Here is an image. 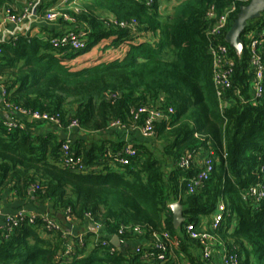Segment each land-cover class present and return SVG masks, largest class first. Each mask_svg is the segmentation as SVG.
<instances>
[{
	"label": "trees",
	"instance_id": "16d2710c",
	"mask_svg": "<svg viewBox=\"0 0 264 264\" xmlns=\"http://www.w3.org/2000/svg\"><path fill=\"white\" fill-rule=\"evenodd\" d=\"M34 1L0 0V11L17 16ZM168 1L176 4L163 17ZM248 1H40L37 14L53 10L62 30L17 34L0 44L2 108L56 116L62 128L76 121L86 139L40 136L0 116V192L8 189L16 201L33 197L45 208L1 221L0 264H264V15L241 35L240 57L224 43ZM231 7L226 28L209 35ZM250 35L263 66L257 99ZM64 36L83 46L59 43ZM220 43L232 65L229 86L218 94L210 48ZM96 47L100 54L78 61ZM142 109L167 117L152 122L151 138L132 147L121 138H93L113 122L121 131H140L148 117ZM68 158L79 160L84 172L65 165ZM206 159L211 172L194 186ZM176 202L184 217L179 228L168 210ZM220 204L224 219L211 230L202 219ZM67 212L70 223L89 219L99 232H86L82 243L71 239L63 227ZM44 218L56 226L46 228ZM202 235L209 239L202 242ZM114 236L122 244L144 242L121 252L109 242Z\"/></svg>",
	"mask_w": 264,
	"mask_h": 264
},
{
	"label": "built area",
	"instance_id": "2783aa9c",
	"mask_svg": "<svg viewBox=\"0 0 264 264\" xmlns=\"http://www.w3.org/2000/svg\"><path fill=\"white\" fill-rule=\"evenodd\" d=\"M40 0H36L32 2L31 4L28 5L24 9V11L17 15V16H6V21L8 23H11L15 26V31L10 34V36L6 37H1L0 38V44L5 42L8 38L14 37L17 34H29L31 33V24L37 22V21H44L48 23H53L56 21L57 15L54 13L53 10L48 9L45 11V14L43 17H40L38 14H36V10L39 7ZM234 12V8L231 7L230 9L226 10L223 15H221L218 20L216 21L215 25L210 29L209 35L211 36H218L221 34L222 30L226 28L227 23L229 22V17L230 15ZM211 17V15H209ZM120 27H126L125 25L121 24ZM264 34V29L261 31L260 35ZM69 36H64L61 39H58L59 43H67L69 41V44L73 49H79L83 46L81 40H77L74 37H71L68 39ZM68 40V41H67ZM258 45L257 40L255 39L254 36L249 37V43H248V48L250 52V66L254 70V98L257 99L261 96L262 93V78H263V66L261 63V60L259 56L256 53V47ZM210 54L213 57V66L215 69V74H214V84L216 87V90L218 94H220L225 88H228L229 86V75H230V67L232 65V61L229 58V48L224 45V44H217L216 46H213L210 48ZM0 94L2 98L5 97V89L0 85ZM4 108H8V106H4ZM10 112H16L19 113L22 116H25L27 118H30L34 122H40V123H45L48 125L53 126L57 130H66V129H72L76 128L78 129V123L76 121H72L67 127L62 128L60 122L58 121V118L56 116H48L46 114H40V113H29L26 112L22 109H17V108H11ZM142 112H148V117L145 120L144 126L140 129V133L142 137L144 138H151L152 137V132H151V124L155 119H166L167 117H164L161 115L159 112L156 111H147V109H142ZM9 126H19L22 127L21 125L13 122V123H8ZM122 129V126L118 122H113L109 125V129ZM61 151L63 152V155L66 156L67 158V153H68V145L63 144L61 146ZM125 153L128 155H131L133 152L130 149H126ZM122 164H126L125 160H122ZM65 165L71 167L73 170H78L80 172H84V167L83 165L79 162L77 159H72L68 158L65 160ZM204 170L198 174L195 180H193V185L197 186L201 181L205 180L207 177V174L211 172V164L209 159H206L203 163ZM253 194H256V191L253 190ZM23 212H20L16 214V216H22ZM226 210L223 205H218L216 211L212 214L211 217V226L210 229L214 230L218 227L220 222L224 219ZM66 217L64 218L66 222L70 223V216L68 212L65 215ZM22 219V218H21ZM4 223H9L12 221V219H9L8 216L3 218ZM34 220V216H30L29 222H32ZM89 220V219H87ZM45 226L46 228H54L56 226L55 223L52 221L44 218ZM12 223V222H11ZM13 223H16L13 221ZM95 232L98 233L100 228L98 225L93 224ZM190 230V228H189ZM123 231V228H120L118 231V235H120ZM134 233H138L137 229L134 230ZM193 237H196L195 235H192ZM166 237V235H164ZM201 241L206 242L209 238L206 235L201 236ZM79 243H82V236L78 238ZM104 244V243H103ZM158 250H164L162 244H158L157 246ZM71 248L67 249V253H70ZM208 252H204L203 257H207ZM226 263V261H223Z\"/></svg>",
	"mask_w": 264,
	"mask_h": 264
},
{
	"label": "crops",
	"instance_id": "0c3cea01",
	"mask_svg": "<svg viewBox=\"0 0 264 264\" xmlns=\"http://www.w3.org/2000/svg\"><path fill=\"white\" fill-rule=\"evenodd\" d=\"M31 28H32L31 34L33 35H45L47 31L50 33L51 32L57 33L62 30V26L59 25L57 22L48 23L44 21H37L34 24L32 23ZM257 29L258 27H256L255 24H252L251 31H250L251 34H254L257 31ZM14 31H15V26L11 23H8L6 21L5 12L3 10L0 11V38L10 36V34L13 33ZM104 44H105V41L102 42L98 47L101 48ZM100 48L96 47L92 52L78 59V61L88 59L90 57L95 56L96 54H100L101 53ZM103 54H106V51ZM2 103H3V98L0 94V116L4 118L6 123L15 122L21 125L22 127L26 128L31 133L38 134L40 136H45L49 133H53V134H56L60 140H65L68 142H74L75 140L79 138H81L82 140L86 139V137L83 135L84 133H82L80 130L76 128L66 129V130H57L51 125L44 124V123H41V124L36 123L32 121L30 118L22 116L19 113L10 112V111L7 112L2 108ZM96 136L101 137V138H108V139L121 138L130 147H132V145H134L137 141L144 139V137H142L139 131L124 132L119 129H109L108 132H106L105 134L103 133H100L98 135L95 134L93 138H96ZM42 211H45V208L41 206L38 207L34 203L33 197H29L28 199L24 201H16V200H12L9 197L8 189H5L0 192V223L3 220V218L6 216H13L20 212L36 214ZM211 217L212 215L210 216V218L202 219V223L204 226L207 225L209 221H211ZM63 224H64L63 227H64L65 233L71 239L72 238L78 239L80 236H84L86 232L96 233L93 224L87 220L82 225H76V224L68 223L66 221H64ZM111 239L109 240V242H111ZM143 242L144 241L141 240V241L126 242L122 244L119 240V243L117 246H113V245L111 246L123 252L127 249H134Z\"/></svg>",
	"mask_w": 264,
	"mask_h": 264
},
{
	"label": "water",
	"instance_id": "95a60500",
	"mask_svg": "<svg viewBox=\"0 0 264 264\" xmlns=\"http://www.w3.org/2000/svg\"><path fill=\"white\" fill-rule=\"evenodd\" d=\"M263 15L264 0H249L246 5L238 9L224 38V43L233 51L235 56L240 57L242 55L244 43L241 35L248 26V23L261 19ZM168 210L171 212L174 228H179L184 223L182 206L176 202L169 205ZM110 243L113 246H117L119 238L114 236Z\"/></svg>",
	"mask_w": 264,
	"mask_h": 264
},
{
	"label": "rangeland",
	"instance_id": "374dc122",
	"mask_svg": "<svg viewBox=\"0 0 264 264\" xmlns=\"http://www.w3.org/2000/svg\"><path fill=\"white\" fill-rule=\"evenodd\" d=\"M56 4L60 3L62 0H56ZM162 3V2H161ZM175 1H168V2H164L162 5L163 8H165L162 12L163 17H168L172 14L173 11V6L175 5ZM25 6V5H24ZM87 41V39H86ZM80 59V58H77Z\"/></svg>",
	"mask_w": 264,
	"mask_h": 264
}]
</instances>
